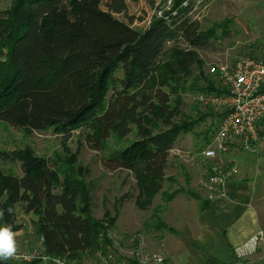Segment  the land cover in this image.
I'll return each instance as SVG.
<instances>
[{
  "label": "trees",
  "instance_id": "1",
  "mask_svg": "<svg viewBox=\"0 0 264 264\" xmlns=\"http://www.w3.org/2000/svg\"><path fill=\"white\" fill-rule=\"evenodd\" d=\"M140 1L154 10L160 0H13L0 12V57L6 59L0 63V122L26 134L54 129L69 136L86 128V141L96 151L111 137L125 139L136 129L135 142L112 153L106 167L134 175L137 205L147 210L164 193L178 139L205 117L184 118L181 89L202 67L196 50L209 48L213 36L190 18V0H177L162 17L145 12L141 21L151 19L149 26L136 29L128 11L130 3ZM180 40L186 49L177 45ZM200 75L199 95L226 93L215 87L220 81ZM0 158L20 162L23 171L19 177L0 169L5 225L14 233L23 230L16 213L21 207L38 215L34 226L49 257L76 261L108 255L113 241L104 223L93 218L83 181L70 173L62 176L46 159L29 153L0 152ZM180 193L186 192L165 195V201Z\"/></svg>",
  "mask_w": 264,
  "mask_h": 264
},
{
  "label": "rangeland",
  "instance_id": "2",
  "mask_svg": "<svg viewBox=\"0 0 264 264\" xmlns=\"http://www.w3.org/2000/svg\"><path fill=\"white\" fill-rule=\"evenodd\" d=\"M176 1L160 0L154 10L146 6L143 1L137 4L130 3L128 17L135 18L133 27L140 30L148 27L151 21V19L145 22L141 21L145 12L151 16L162 17L173 8ZM12 5L13 0H0V12L9 10ZM189 16L192 21L201 24L204 33L211 34L213 37L209 48L196 50L202 60L201 69L197 67L194 76L186 79L182 85L181 97L185 102L184 118L198 120L202 116L205 117L195 125L191 132L182 134L178 139L170 153L164 193L155 198L149 209L142 210L137 205L140 191L132 173L126 170L113 171L106 167V160L112 153L122 151L135 142L137 139L136 129L125 139L111 137L105 142L101 151H96L86 141L89 132L86 128L78 129L69 136L58 134L54 129L26 134L0 122V152H25L34 157L44 158L62 176L70 173L89 187L93 218L103 222L108 228L107 237L113 241L110 254L116 256L119 262L132 260L139 248V238L144 241L148 252H158L150 248L159 243L160 232H156L159 229L158 218L159 216L162 218L164 211H167L169 207L176 210L178 206L177 203L169 206V202L165 201V195L168 196L175 191H191L206 200L202 190V181L207 179L211 161L204 159L199 154L213 139L214 130L218 127L219 120L215 117L216 110L214 112V109L199 104V93L197 92L199 83L195 80L201 76V73L204 76H209L210 69L214 66L233 64L245 57L264 60V19L261 21L239 19L234 23L224 21L228 18H226L224 5L218 0H201V4H194L193 11ZM118 18L127 21L123 16ZM243 22L245 24L249 22L251 34H248L244 29ZM177 45L181 49L187 48L182 40L178 41ZM173 46H176L174 42L168 44L169 48ZM5 62L6 59L0 57V63ZM121 78L122 71H119L117 79ZM215 87L223 88L220 82L215 84ZM206 108H210L212 111H207ZM241 156L242 159L239 158V162L236 163L239 167L244 165L246 159L248 160L246 155ZM258 156L264 158V149L255 157L258 158ZM253 162L258 165L256 159ZM0 169L6 174L23 176L20 162H11L0 158ZM180 198L179 204L183 212H187L188 207H193L195 211L197 205L200 206L199 202L194 203L191 201L193 199L186 194ZM186 202H191V204ZM2 205L3 202L0 201V214H2ZM259 207L261 221L264 224V202H260ZM16 213L18 223L23 226L22 231L15 233L17 254L11 259H0V263L56 264L53 258L46 255L42 236L35 229L34 222L39 220L38 215L35 213L26 214L21 207L17 209ZM4 225L2 215H0V226ZM99 260L100 257L86 255L76 261L61 260V264H95Z\"/></svg>",
  "mask_w": 264,
  "mask_h": 264
},
{
  "label": "crops",
  "instance_id": "3",
  "mask_svg": "<svg viewBox=\"0 0 264 264\" xmlns=\"http://www.w3.org/2000/svg\"><path fill=\"white\" fill-rule=\"evenodd\" d=\"M218 1L224 5L228 18L225 20L234 23L239 19H264V0ZM242 25L251 34L249 22H243ZM260 137L256 154L236 150L230 155V161L237 166L238 174L226 184L223 197L208 201L200 195L195 198L186 192L178 194L168 203L169 206L174 203L178 206L176 210L168 206L163 217L159 216V229L156 230L160 232L159 243L150 247L152 250L163 254L170 264L262 263L264 245L260 244L257 251L252 253L250 240L259 232H264L259 207V203L264 202V158L255 157L264 149V123ZM241 155H246L248 160L239 167L236 163ZM255 159L258 165L253 162ZM185 194L194 203H200L195 211L193 207H188L187 212L182 211L179 202ZM238 250H247L244 253L248 254L241 259L239 256L242 253H238Z\"/></svg>",
  "mask_w": 264,
  "mask_h": 264
},
{
  "label": "built area",
  "instance_id": "4",
  "mask_svg": "<svg viewBox=\"0 0 264 264\" xmlns=\"http://www.w3.org/2000/svg\"><path fill=\"white\" fill-rule=\"evenodd\" d=\"M190 1L195 5L201 4V0ZM188 4L185 1L183 6ZM210 75L218 79L226 90L223 95L198 96L199 104L213 108L222 115L210 145L199 154L211 161L207 179L202 181V190L208 201H214L224 196L226 184L238 174L230 155L236 150L247 154L258 152L260 129L264 123V60L245 57L233 64L212 67ZM138 242L139 248L132 260L119 262L109 252L107 256H100L95 264H170L163 254L148 252L141 238ZM260 244L264 245L263 231L250 240L252 253L257 251ZM246 251L238 250V253H242L239 258H244L248 254L244 253ZM61 260L54 259V262L61 264ZM261 264H264V259Z\"/></svg>",
  "mask_w": 264,
  "mask_h": 264
},
{
  "label": "clouds",
  "instance_id": "5",
  "mask_svg": "<svg viewBox=\"0 0 264 264\" xmlns=\"http://www.w3.org/2000/svg\"><path fill=\"white\" fill-rule=\"evenodd\" d=\"M17 250V241L12 226L7 224L0 226V259L13 258Z\"/></svg>",
  "mask_w": 264,
  "mask_h": 264
}]
</instances>
